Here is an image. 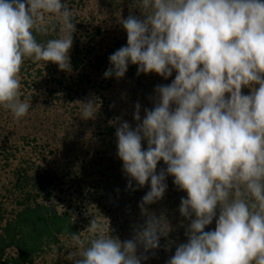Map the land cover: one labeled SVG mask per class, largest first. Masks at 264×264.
I'll use <instances>...</instances> for the list:
<instances>
[{"label":"clouds","instance_id":"obj_1","mask_svg":"<svg viewBox=\"0 0 264 264\" xmlns=\"http://www.w3.org/2000/svg\"><path fill=\"white\" fill-rule=\"evenodd\" d=\"M134 3L141 15L120 22L127 45L109 56L105 78H123L129 63L138 65L137 75L155 72L168 79L177 73L171 84L156 86L154 107L144 109L143 118L136 103L135 128L116 118L117 154L128 189L133 181L138 187L150 181L139 205L147 219L122 242L110 224L95 217L89 237L70 233L73 250L65 259L141 264L170 231L163 216L145 207L164 198L170 175L187 193L179 212L190 224L187 242L167 264H264V0ZM73 20L67 0H0V107L14 119L26 117L32 106L21 100L26 60L72 71ZM57 24V38L38 42V34L55 31ZM80 103V117L95 119L98 98ZM161 160L167 168L157 173ZM214 219L215 230L205 231ZM141 247L145 254L138 256Z\"/></svg>","mask_w":264,"mask_h":264},{"label":"rangeland","instance_id":"obj_2","mask_svg":"<svg viewBox=\"0 0 264 264\" xmlns=\"http://www.w3.org/2000/svg\"><path fill=\"white\" fill-rule=\"evenodd\" d=\"M67 2L74 10L73 22L76 23L70 57L74 53V43L79 39L83 64L75 69L71 63L72 71L69 73L59 70L58 65L51 62H24L21 100L32 105L28 115L16 120L10 111L0 107V202L11 208L15 201L6 195L11 191L20 192L21 188L32 190L37 194L34 201H43V198L48 202L53 200L60 210L63 206L65 209L73 205L76 215L81 214L78 219L82 222L83 237L90 236L87 228L97 217L103 224H110L112 235L123 242L132 239L134 227L147 219L139 205L150 191V181L144 187H138L133 181V189L136 190L128 189L123 161L117 154L116 130L111 133L108 128L112 125L117 129V117L135 128L136 103L141 105L143 118L144 109L154 107L152 98L155 97L156 86L171 84L177 73L173 71L168 79L155 72L137 75L138 65L129 63L123 78H105V71L111 67L108 50L119 41H127L126 30L120 22L129 14L141 15L138 3L134 0ZM87 77L91 82H87ZM243 92L251 94V89L244 88ZM91 96L98 98L100 106L95 119L84 120L80 117L83 108L80 102H86ZM143 147L147 149L146 141ZM166 168L161 160L157 173ZM48 174L56 176L57 185L40 179ZM72 175L75 176L73 179ZM23 177H29L30 183L26 184ZM166 183L168 188L164 198L145 207L148 213L163 216L170 225L168 236H161L160 244L170 238L172 242L168 247L160 245L159 249L146 253L147 259L141 264H148L149 260L154 261L153 264L167 263L175 254L172 246L190 224L182 215L174 218L165 212L172 211L166 206L167 201H176L179 194L187 198L185 191H177L173 176L169 175ZM215 227L214 219L205 231H213ZM64 242L65 252L49 253L38 264H74L65 259L73 250L71 238ZM161 247L165 251L167 249L164 255L160 253ZM155 251L158 252L153 255ZM142 254L145 253L141 247L137 255Z\"/></svg>","mask_w":264,"mask_h":264},{"label":"trees","instance_id":"obj_3","mask_svg":"<svg viewBox=\"0 0 264 264\" xmlns=\"http://www.w3.org/2000/svg\"><path fill=\"white\" fill-rule=\"evenodd\" d=\"M59 28L60 26L57 24L55 31H49L47 34H38V42L45 43L49 39L57 38ZM74 40L73 36V42ZM126 45L127 41L117 42L108 50L107 55L110 56L116 50ZM80 46L81 41L77 39L74 43V53L70 57L75 69H79L83 64ZM86 80L87 82H91L89 77ZM59 82L62 83L63 81L60 80ZM84 91L86 90L84 89ZM108 130L113 133L116 130V126L111 125ZM92 150H95L94 147ZM105 150L101 152H105ZM73 177L75 176L72 175L71 179ZM40 179L49 184H58L54 174L41 176ZM24 180L26 184H29L31 179L29 177H23ZM19 190L20 192L11 191L10 196L6 195L9 198H13L11 199L12 202L13 200L15 201L13 207L8 208L5 202H0V264H38L40 259L43 260L49 253H53V248H55V253L65 252L66 242L64 240L67 241L71 238L70 233H80L82 230V222L78 219L81 214L76 215V210L72 209L73 205L65 209H63L64 206H61L62 210H60L58 208L59 205L53 202V200L48 202L43 198V201H34L37 194H33L32 190L27 189L25 191L23 188ZM177 191L180 192L181 190ZM17 193L19 194L17 195ZM81 193L82 191H79V194ZM168 198L171 197L169 196ZM175 198L177 199L176 201H167L166 203L168 209L172 211H165L166 213L172 214L174 218L181 216L179 207L182 195L179 194ZM186 230L181 232V236L178 237L176 244L172 246L174 248L172 250L176 251V247L179 244L187 242ZM171 242V238L169 240L165 239V243L160 245L168 247ZM161 249L160 253L164 255L167 249L166 251L162 247ZM157 252L155 251L152 254L156 255ZM153 262L149 260L148 264H153Z\"/></svg>","mask_w":264,"mask_h":264}]
</instances>
